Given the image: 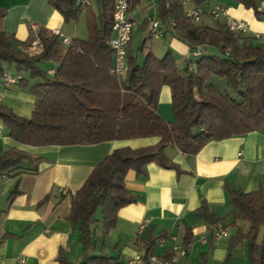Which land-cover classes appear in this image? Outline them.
Wrapping results in <instances>:
<instances>
[{
    "label": "trees",
    "instance_id": "16d2710c",
    "mask_svg": "<svg viewBox=\"0 0 264 264\" xmlns=\"http://www.w3.org/2000/svg\"><path fill=\"white\" fill-rule=\"evenodd\" d=\"M79 1L50 0L65 23L76 22L84 10L88 12L87 38L71 39L69 45L62 43V34L44 29L25 41L7 35L1 26L4 11L0 9V78L13 69L17 80L12 85L26 89L34 98L27 118L0 104V122L9 138L33 147L158 139L151 146L113 150L94 166L71 201L68 218L77 228L83 246L78 264H118L107 256L87 254L96 213H100L105 235L114 227L118 209L134 201L123 185L127 170L140 173L150 161L172 168L162 154L164 148L175 146L182 153L196 154L211 140L264 127V47L256 43V37L233 33L223 24L207 25L187 18L184 0H154L165 27L169 19L174 21L170 33L187 45L190 53L200 48L201 54L192 56L193 62L185 61L182 68L169 54L157 59L148 53L138 63L129 55V39L126 70L117 77L111 72L112 52L106 44L112 36V0H94V11L89 0H84L86 4ZM227 1L252 9L256 17L264 14V10L256 9L260 0ZM188 2L200 8L209 0ZM35 39L40 51L29 54L26 49ZM42 61L54 63L53 74L39 67ZM214 80L224 84L230 93L220 91ZM165 85L171 88L170 122L156 112L159 91ZM40 162V158L11 149L0 155V174H12L14 178L37 174ZM15 193L16 190L12 195ZM230 199V225L243 221L247 230L241 232L237 227L229 250L236 239H243L249 264H264V239L256 241L259 229L264 228L261 192H230ZM46 200L47 196L40 204ZM202 214L210 225L226 227L206 209ZM165 236L148 242L141 255L144 264L156 242ZM57 260L59 264H71L61 252Z\"/></svg>",
    "mask_w": 264,
    "mask_h": 264
},
{
    "label": "crops",
    "instance_id": "0c3cea01",
    "mask_svg": "<svg viewBox=\"0 0 264 264\" xmlns=\"http://www.w3.org/2000/svg\"><path fill=\"white\" fill-rule=\"evenodd\" d=\"M217 5L227 7L232 18L245 21L248 25L245 35L255 37L258 34L256 43L264 47V14L256 17L252 9L227 0H209L200 8L207 12ZM0 9L4 11L3 31L19 41H25L33 33L32 25L37 30L58 32L69 39L87 38L86 10L82 18L86 30V38H83L78 34L77 25L72 27L69 35L65 33L66 23L50 0H0ZM129 17L136 23L129 42L132 58L142 63L148 53L157 59L169 54L175 63L178 60L185 64L190 57L187 45L170 32L157 39L150 38L147 33L148 17L156 18L165 27V22L158 17L154 0L132 1ZM202 21L207 25L214 22L225 25L223 16L217 21L204 16ZM138 31L143 36L136 48L131 49L130 43ZM54 69L49 67L47 71ZM6 74L16 75L10 71ZM0 104L27 118L33 109L34 98L26 89L6 84L0 78ZM170 107L171 88L165 85L159 91L156 112L166 122L172 120ZM157 142V138H141L95 145L33 147L9 138L6 127L0 122V155L17 149L41 159L37 174H22L18 178L0 174V264H59V252L71 264H78L83 246L77 228L68 218L75 193L94 166L113 150L137 149ZM162 154L172 168L150 161L140 173L127 170L123 185L134 201L118 209L115 225L105 235L100 217L96 218L99 212L96 213L97 222L90 227L91 246L87 254L122 262L140 257L150 240L166 234L163 242L155 244L150 254L170 259L173 246L190 243L188 253L178 256L176 264H202L203 261L205 264H222L224 261L230 264L234 250L238 248L240 264H249L245 240L236 239L230 250L228 248L237 227L241 232L247 230L243 221H236V226L230 225L233 212L230 192L259 190L264 199V127L211 140L196 154L182 153L175 146L164 148ZM15 190L17 193L12 195ZM46 196L47 200L40 204ZM205 209L226 226L223 228L226 237L213 239L219 226L208 223L202 214ZM227 228H232V234ZM203 239L205 243L201 242ZM262 239L264 228L259 229L256 241Z\"/></svg>",
    "mask_w": 264,
    "mask_h": 264
},
{
    "label": "built area",
    "instance_id": "2783aa9c",
    "mask_svg": "<svg viewBox=\"0 0 264 264\" xmlns=\"http://www.w3.org/2000/svg\"><path fill=\"white\" fill-rule=\"evenodd\" d=\"M133 0H112L113 12H112V36L107 40L106 44L112 52V69L111 72L115 76H121L126 70V49L131 36L132 31L136 28V23L129 17V9ZM79 3L86 4L84 0H80ZM182 6L185 8V16L194 22H199L204 16L210 17L213 21H217L220 16L225 18V26L233 33L236 34H246L248 31V25L245 21L234 19L229 15L227 7L224 6H214L207 12L199 7H193L189 5L188 0L182 1ZM257 11L264 10V0H260L257 5ZM174 21L169 19L167 27H162L159 20L154 17H148L146 21V30L150 38L157 39L160 38L165 32L173 31ZM31 31L36 32V26H31ZM58 34V32H54ZM259 38V35H255ZM71 39L62 35V43L64 45H69ZM31 47H37L40 50V44L38 39L33 40ZM30 47V48H31ZM201 54V49L197 48L192 53L191 56L197 57ZM53 70H49L48 74H53ZM3 82L12 85L17 80V77H11L9 74H4ZM62 193H65L62 190ZM227 236L225 229L218 227L213 233V239L220 240ZM163 239H159L156 244H161ZM205 243V240H201ZM191 244L185 245H175L172 248V256L170 259H163L156 257L152 254H148L146 257V264H176V258L178 256H185ZM118 264H144L143 259L140 257L127 258Z\"/></svg>",
    "mask_w": 264,
    "mask_h": 264
},
{
    "label": "rangeland",
    "instance_id": "374dc122",
    "mask_svg": "<svg viewBox=\"0 0 264 264\" xmlns=\"http://www.w3.org/2000/svg\"><path fill=\"white\" fill-rule=\"evenodd\" d=\"M89 2L91 3V9H92V11H94V8H95L94 7V0H89ZM206 8L207 7L205 6L204 9H206ZM84 13L85 12H83L81 14V16H80L81 19L77 20L76 22L70 21V22H67L66 23V25L64 27L65 28L64 31H65L66 34L69 35L72 27H74L75 25H77V28L80 31V33H78V34H81V36L83 38H86V34H85L86 33V30H85L84 22H83V19H82L84 17L83 16ZM38 32H39V30H37L36 32H33V34L35 35ZM140 36H143V34L140 31L134 33V36H133L132 41L130 43L131 49H135L136 48L137 44L139 43ZM257 44L260 45L258 42H257ZM30 47H31V45H30ZM30 47H28L26 49V52L29 53V54H34V53H37L39 51V49H37V47H31V48ZM188 61H192L193 62V57L191 55L188 58ZM176 63H177V67L178 68H181V66H184V63L180 64V62L178 63V60L176 61ZM39 67L42 70H47L49 67H55V65L52 62L42 61V62L39 63ZM9 71L12 72V73H15L13 69H11ZM214 83L216 84V87L220 91L225 90L228 93H230V91L228 90V88L225 87L224 84L220 83L219 81H215V80H214ZM170 112H171V119H173V113H172V108L171 107H170ZM206 118H208V117H206ZM9 180L10 179L5 180L3 183L8 182ZM99 217H100V215H99V213H97L96 218L98 219ZM227 230H228L229 234H232V228H227ZM225 241L226 240H224L223 243ZM234 251H235L234 252L235 254H234V257L232 258L233 260H231L230 264H240V261L241 260H240V256H239V252H240L239 251V248L238 249H235Z\"/></svg>",
    "mask_w": 264,
    "mask_h": 264
}]
</instances>
